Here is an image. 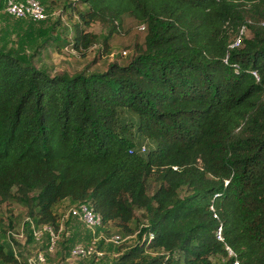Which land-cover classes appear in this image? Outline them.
Here are the masks:
<instances>
[{
    "label": "trees",
    "instance_id": "trees-1",
    "mask_svg": "<svg viewBox=\"0 0 264 264\" xmlns=\"http://www.w3.org/2000/svg\"><path fill=\"white\" fill-rule=\"evenodd\" d=\"M65 2L77 20L51 38L61 50L93 45L97 22L110 54L126 16L143 39L92 74L0 50V203L54 230L58 202L87 203L97 228L135 233L109 264H264V0ZM0 263L27 264L7 241Z\"/></svg>",
    "mask_w": 264,
    "mask_h": 264
},
{
    "label": "rangeland",
    "instance_id": "rangeland-1",
    "mask_svg": "<svg viewBox=\"0 0 264 264\" xmlns=\"http://www.w3.org/2000/svg\"><path fill=\"white\" fill-rule=\"evenodd\" d=\"M39 2L46 10L47 17L37 22L29 21L27 18H24L25 20L12 18L4 12L0 5V50L22 55L35 69L47 74L61 72L92 74L103 71L110 62L124 64L128 61L134 45H140L142 42L144 32L131 17L126 16L119 32L113 33L107 40L110 54L97 55L102 47L101 41L106 35L105 29L97 22H90L84 28L96 36L93 45L86 50H61L62 46H58L59 42L55 44L56 42L51 38L58 37L59 31L62 32L59 37L70 38L72 30L69 26L77 20L73 11L76 5L71 11L68 8L62 10V7L66 5L65 0H39ZM56 20H58L57 23ZM241 26L243 27L237 32L238 37L247 38L249 36L248 27L246 24ZM63 27L66 29L63 30ZM142 142L147 148L153 146L151 141L147 142L144 139ZM153 185L152 183L149 186V191L153 189ZM73 204L65 199L54 206L53 211L58 218L60 229L54 249L48 253L45 249L46 234L41 233L38 241L30 235L29 227L32 223L29 222L30 216L25 208L13 202L0 203V241H7L10 244L19 261L21 258H26L27 261L37 251L42 252L45 257L44 264H109L123 250L136 242L135 233L130 236L125 235L119 232L113 224L105 225L103 228H88L74 218L68 217L66 211ZM137 214L140 215L139 212ZM144 222V219L140 220V223ZM114 233L128 237L114 244L108 240ZM93 239H95V250L98 254H93V257L88 258L68 254L67 251L71 245H86Z\"/></svg>",
    "mask_w": 264,
    "mask_h": 264
},
{
    "label": "built area",
    "instance_id": "built-area-1",
    "mask_svg": "<svg viewBox=\"0 0 264 264\" xmlns=\"http://www.w3.org/2000/svg\"><path fill=\"white\" fill-rule=\"evenodd\" d=\"M3 9L5 13L15 19H30L31 21H40L44 20L47 17L46 10L41 5L39 0H2ZM238 40L236 39L233 45L238 44ZM253 77L257 79V75L255 72H251ZM143 146L141 147V151L143 150ZM66 215L71 218L77 219L79 222L83 223L86 227L92 228L100 226V217L96 214L91 207L84 202L76 203L69 207L66 211ZM32 223V222H31ZM59 224L56 230L52 228V226L48 224H43L39 227H35L34 225H30V231L32 237L38 241L40 239V234L45 233L48 237L46 251L51 252L55 246L57 233L59 231ZM148 237H151V233L147 234ZM120 234L114 233L112 234L108 240L114 244L121 242L124 238ZM215 237L217 240H222L220 235V227H217ZM228 255H233L232 251L225 246ZM91 254H98L95 250V239L91 240L90 243L86 245L74 244L69 248V255L74 257H86ZM27 264H44L45 257L44 254L40 251H37L32 258L27 259ZM5 264V263H0ZM232 264H238L236 260L232 261Z\"/></svg>",
    "mask_w": 264,
    "mask_h": 264
}]
</instances>
